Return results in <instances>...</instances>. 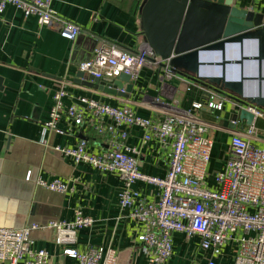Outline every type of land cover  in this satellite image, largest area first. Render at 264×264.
<instances>
[{
  "label": "crops",
  "instance_id": "crops-1",
  "mask_svg": "<svg viewBox=\"0 0 264 264\" xmlns=\"http://www.w3.org/2000/svg\"><path fill=\"white\" fill-rule=\"evenodd\" d=\"M142 2L53 0L56 12L82 27L75 41L41 25L35 15L25 16L13 5H7L0 15V228L36 225L31 230L32 246L48 250L49 264H80L76 258L64 255V246L55 242L54 230L48 225L52 221L74 220L76 209L95 221L78 230L75 247L82 251L91 245L111 247L118 254L116 264H151L135 241V221L119 204L124 187L121 176L117 172L101 171L86 162L76 163L57 150L58 146L75 147L82 138H88L89 149L99 151L104 147L102 139L92 128H78L65 112H61L55 129L46 126L54 93L61 85L68 92L65 107L87 96L114 106L128 104L143 117L161 115V107L154 104L161 68L144 67L126 96L109 84L101 87L91 80L92 85H87L77 77L82 71L80 63L93 57L98 45L136 50L147 44L140 16ZM236 2L240 7L264 14V0ZM243 51L251 58L244 61L242 69L241 65H228L225 78L239 81L243 75V96L264 99V80L259 84L260 73L264 76V60L259 68L258 60L252 58L258 55L257 43L248 40ZM226 54L230 59L239 58L240 48L231 45ZM207 59L217 60L219 56L211 53ZM222 73V68L216 65L204 67L201 72L213 76H222ZM171 83L177 89L176 97L183 108H193L194 103L210 98L181 73ZM221 97L226 100L222 110L204 108L199 113L205 119L232 127L230 115L235 104L241 101L215 96L216 99ZM260 109L264 111V107ZM256 124L264 130V118L258 117ZM243 126H247L246 121L236 128ZM210 134L214 144L217 139L224 143L221 158H213L212 152L208 167L212 166L214 186V175L228 158L231 133L212 129ZM143 135L144 129L134 125L127 138L128 144L141 151L139 168L144 173L164 177L171 149L156 139L143 142ZM256 144L264 147L262 140ZM39 178L46 181L60 178L68 189L65 192L50 190L38 184ZM133 187L140 192L143 201H157L160 197L161 189L155 184L138 180ZM235 253L236 244L229 242L215 260L217 264H234ZM211 257V251L201 247L199 235L175 232L173 252L165 264H206Z\"/></svg>",
  "mask_w": 264,
  "mask_h": 264
},
{
  "label": "built area",
  "instance_id": "built-area-1",
  "mask_svg": "<svg viewBox=\"0 0 264 264\" xmlns=\"http://www.w3.org/2000/svg\"><path fill=\"white\" fill-rule=\"evenodd\" d=\"M52 1L0 0V15L7 5H13L25 16L35 15L41 25L75 41L82 27L56 12ZM147 66L162 70L159 92L154 98V104L162 110L158 118L138 115L128 104L114 106L87 96L65 107L64 98L68 92L61 85L53 96L47 128L55 129L61 112H65L78 128H92L104 147L99 151L90 150V140L82 138L75 147L58 146L57 150L76 163L86 162L101 171L117 172L121 176L124 187L119 204L135 221V241L151 264L168 261L173 252L175 232L201 237V247L212 254L206 264H217L215 257L229 242L236 244L234 264H264V147L256 144L264 141V130L256 124L258 117L264 118V111L253 104L237 102L232 113L239 114L245 109L254 114L253 122L239 129L236 126L243 125L245 120H230L234 126L228 127L200 115L199 111L204 108H224L226 100L216 99V93L194 103L193 108L181 107L176 97L177 89L171 83L178 72L148 44L136 50L98 45L93 57L80 63V70L98 78H115L127 73L136 80ZM134 125L144 129L143 142L156 139L170 147L164 177L140 170L141 151L127 142ZM212 129L231 133L228 158L214 175V186L208 181L214 147ZM138 180L159 186V199L143 201L140 192L133 187ZM38 184L58 192L68 189L67 183L60 178L52 181L39 178ZM94 221L93 217L76 209L74 220L52 221L48 225L54 230L55 242L64 246V255L76 258L80 264H116L118 254L114 248L91 245L82 251L75 247L78 230L91 226ZM36 227L0 228V263L49 264L48 250L32 246L31 230Z\"/></svg>",
  "mask_w": 264,
  "mask_h": 264
},
{
  "label": "water",
  "instance_id": "water-1",
  "mask_svg": "<svg viewBox=\"0 0 264 264\" xmlns=\"http://www.w3.org/2000/svg\"><path fill=\"white\" fill-rule=\"evenodd\" d=\"M140 16L147 44L154 53L169 60L176 72L202 88L207 96L216 93L258 108L264 107L263 98L243 96V75L239 81L225 78L228 65H241L242 69L244 61L251 58L243 51L248 40L257 43L258 55L252 58L258 60L261 68L264 60L263 13L240 7L236 0H143ZM231 45L240 48L239 58H227V48ZM211 53H216L219 59L208 60L207 56ZM211 65L220 66L222 76L201 74L204 67ZM85 74L84 71L78 73L79 81L92 85L90 81L93 80L101 87L109 84L124 96L133 87L131 75L127 73L115 78ZM259 80L261 85L264 80L261 73ZM237 119L250 125L254 114L241 109L239 114L230 115L229 122Z\"/></svg>",
  "mask_w": 264,
  "mask_h": 264
},
{
  "label": "rangeland",
  "instance_id": "rangeland-1",
  "mask_svg": "<svg viewBox=\"0 0 264 264\" xmlns=\"http://www.w3.org/2000/svg\"><path fill=\"white\" fill-rule=\"evenodd\" d=\"M216 144H214V149H213V158L215 157V158H221V156H222V150H223V148H222V145L224 144L220 139H217L216 140ZM216 145V146H215ZM217 154V155H216ZM212 162H213V160H212ZM213 165V164H212ZM208 173H209V178H208V181H209V184L211 185V186H213L212 184H213V177H212V173H213V171H212V166H210V168L208 169Z\"/></svg>",
  "mask_w": 264,
  "mask_h": 264
},
{
  "label": "bare ground",
  "instance_id": "bare-ground-1",
  "mask_svg": "<svg viewBox=\"0 0 264 264\" xmlns=\"http://www.w3.org/2000/svg\"><path fill=\"white\" fill-rule=\"evenodd\" d=\"M206 70H208V68Z\"/></svg>",
  "mask_w": 264,
  "mask_h": 264
}]
</instances>
